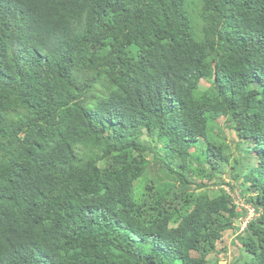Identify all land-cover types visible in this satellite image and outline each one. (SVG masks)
<instances>
[{
  "label": "trees",
  "instance_id": "trees-1",
  "mask_svg": "<svg viewBox=\"0 0 264 264\" xmlns=\"http://www.w3.org/2000/svg\"><path fill=\"white\" fill-rule=\"evenodd\" d=\"M226 231L264 264V0H0V264H219Z\"/></svg>",
  "mask_w": 264,
  "mask_h": 264
},
{
  "label": "rangeland",
  "instance_id": "rangeland-1",
  "mask_svg": "<svg viewBox=\"0 0 264 264\" xmlns=\"http://www.w3.org/2000/svg\"><path fill=\"white\" fill-rule=\"evenodd\" d=\"M209 85L208 83H202V87L207 88ZM223 136L226 137L227 140H230L231 138L234 137V134L231 131L223 129L222 132ZM242 147V146H241ZM231 150L233 152L234 157H241L243 158V165H249L250 163H253V160L248 159L249 154L248 153H243L241 152L240 154L237 152L235 149V146L232 144L231 145ZM252 155H255L253 153ZM225 180H229L228 176H224ZM227 189V187H225ZM236 189L231 193L233 197H235V200L238 201V188L235 187ZM215 190V187H214ZM235 239V232L233 231H226L223 233V238L222 241L218 244L217 250L218 253L212 254L208 257V260L211 261L215 257L219 260V264H226L230 262L231 259H233L234 256H237V243H234Z\"/></svg>",
  "mask_w": 264,
  "mask_h": 264
},
{
  "label": "clouds",
  "instance_id": "clouds-1",
  "mask_svg": "<svg viewBox=\"0 0 264 264\" xmlns=\"http://www.w3.org/2000/svg\"><path fill=\"white\" fill-rule=\"evenodd\" d=\"M239 198H240V197L238 196V201L235 200L234 203L237 205V209H238V210L243 209V210L246 211V216H245L244 218H241V219H240L241 226H240L239 231H243L244 228H245V226H246V224H247V222L250 220V219L247 218V212H248L250 209H252V210L254 211V214H255V209H254L253 207L249 206V205H243ZM254 216H256V214L253 215V217H254Z\"/></svg>",
  "mask_w": 264,
  "mask_h": 264
},
{
  "label": "built area",
  "instance_id": "built-area-1",
  "mask_svg": "<svg viewBox=\"0 0 264 264\" xmlns=\"http://www.w3.org/2000/svg\"><path fill=\"white\" fill-rule=\"evenodd\" d=\"M254 214V211L252 209H250L248 212H247V218L250 219L253 217Z\"/></svg>",
  "mask_w": 264,
  "mask_h": 264
}]
</instances>
